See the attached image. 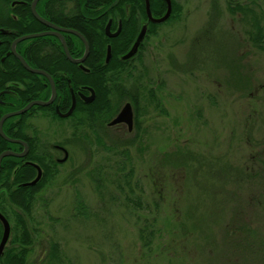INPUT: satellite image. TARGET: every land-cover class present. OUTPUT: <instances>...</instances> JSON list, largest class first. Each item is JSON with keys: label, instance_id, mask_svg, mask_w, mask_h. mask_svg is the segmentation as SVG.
Returning a JSON list of instances; mask_svg holds the SVG:
<instances>
[{"label": "rangeland", "instance_id": "rangeland-1", "mask_svg": "<svg viewBox=\"0 0 264 264\" xmlns=\"http://www.w3.org/2000/svg\"><path fill=\"white\" fill-rule=\"evenodd\" d=\"M178 2L175 30L114 82L147 95L139 128L100 147L68 137L33 203L30 264L52 240L65 264H264V49L230 0Z\"/></svg>", "mask_w": 264, "mask_h": 264}, {"label": "flooded vegetation", "instance_id": "flooded-vegetation-1", "mask_svg": "<svg viewBox=\"0 0 264 264\" xmlns=\"http://www.w3.org/2000/svg\"><path fill=\"white\" fill-rule=\"evenodd\" d=\"M178 1L31 0V33L28 34L45 35L21 42L16 49L31 69L42 73L31 71L28 72L31 76L23 74L24 79L12 80L5 85L2 82L5 58L2 60L0 119L30 103L51 100L53 87L47 75L54 81L56 96L50 105H33L25 114L4 123L5 134L18 142H8L1 136L6 142L1 144L4 148L1 154L10 151L17 155L5 157L0 168V215L5 216L10 225V236L0 256V264L19 262V255L24 253L16 233L18 220L21 218L29 227L31 211L25 212L24 205L31 208L30 202L36 192L42 191L69 161L74 142L69 140V136L79 139L80 148L87 139L100 147L104 146L105 139L126 141L139 128V107L147 95L114 82L123 78L133 79L138 65L145 63L147 49L158 47L163 40L164 28L175 30L182 15ZM15 2L13 6L14 3L25 4V1ZM165 16V21H159ZM12 19L19 24L18 15H12ZM0 29L7 31L6 35L1 34L12 39L11 46L24 36L14 34L9 27ZM143 31L145 34L137 53L125 58ZM2 42L0 40V45ZM10 56L23 67L18 57ZM10 56H7L9 60ZM85 80L107 82L103 84L108 88L97 91L91 84H84ZM149 97L156 100L158 94L151 93ZM95 101L98 104L94 106ZM127 104H131L133 109L132 130L125 123L111 125ZM71 109L72 113L63 117ZM104 148L112 150L114 147ZM6 158L9 160L4 163ZM40 174L38 183L31 185ZM45 177L51 179L42 189ZM4 230L5 225L0 218V246ZM30 257L31 252L29 263Z\"/></svg>", "mask_w": 264, "mask_h": 264}, {"label": "trees", "instance_id": "trees-1", "mask_svg": "<svg viewBox=\"0 0 264 264\" xmlns=\"http://www.w3.org/2000/svg\"><path fill=\"white\" fill-rule=\"evenodd\" d=\"M15 1H25V4H16L12 5ZM249 2L245 3V0H230V11L235 15L236 13H239L242 15V18H247L249 21H254V28L255 32L250 33L251 41L255 46H257L259 49H264V8H261L259 12V17H257V13L254 11V4H256L257 0H248ZM264 1V0H262ZM27 2V5H26ZM29 3V4H28ZM30 3L31 0H0V27H6L11 28L14 31V34L16 35H27L28 33H31V10H30ZM18 15L20 20L18 21L19 24L12 19V15ZM0 40H2V44L0 45V65L2 66V60L5 58L4 66L3 68V84L6 85L9 81L12 80H18V79H24L25 76H31L28 71H26L23 67H21L20 63L17 62V60L10 55V46L12 39H8V37L2 36L0 33ZM10 59L9 60V57ZM24 74V75H23ZM107 83V82H103ZM102 82H94V81H88L85 80L84 84H91L93 87L96 88L97 91H99L101 88H106ZM103 84V85H102ZM108 88V87H107ZM98 104L97 101L93 103L95 106ZM137 108V106H136ZM1 117V113H0ZM2 143H6L2 140L0 135V154L1 151L4 150V148L1 147ZM9 159H5L3 162L5 163ZM125 170H127L126 164L125 167L122 166L121 169L118 168V171L120 173H123ZM124 174V173H123ZM127 175L134 176V170L133 167H130L129 173ZM51 179L48 177H45L42 182V189L48 184L49 180ZM48 180V181H47ZM39 192H36L35 197L33 198V201H31V208L28 205L25 206V212H30L32 214L33 209V203H35V198ZM82 209V206L80 207ZM79 209L78 211H80ZM81 212V211H80ZM17 235H19L18 242L24 249V253H21L19 262H16L14 264H30L28 262V255L29 253L33 252L34 250V238L29 230V227L25 222L20 218L18 220V226H17ZM147 236V235H146ZM144 238L143 233H141V239ZM145 245H148V242L143 241ZM150 242V240H149ZM50 246L44 257L42 258V261L38 264H65L67 261L65 255L63 254L62 247L60 243L57 241H50Z\"/></svg>", "mask_w": 264, "mask_h": 264}, {"label": "water", "instance_id": "water-1", "mask_svg": "<svg viewBox=\"0 0 264 264\" xmlns=\"http://www.w3.org/2000/svg\"><path fill=\"white\" fill-rule=\"evenodd\" d=\"M39 0H36V2H38ZM36 2L33 3V9L35 10V4ZM15 3H20V2H15ZM14 3V5H15ZM37 15V13H35ZM168 15V14H167ZM167 19V16H165L164 18H162L161 20L159 21H165ZM0 33L2 34H7V31L5 32V30L3 29H0ZM144 34L145 32L143 31L140 35V38L139 40L137 41V43L135 44V46L133 47V49L130 51V53H128L126 55L125 58H129L133 55H135L137 53V50H138V47H139V44L140 42L142 41L143 37H144ZM45 34H35V35H30V34H27V35H24V36H21L19 37L18 39H16L13 43H12V46H11V50H10V54H13L15 57H18V59L21 61L23 67H25L28 72H36V73H42L40 71H36V70H33L31 69V66L27 63V61L25 60V58L23 56H21L18 52H17V45L21 42H24V41H27V40H30L31 38L33 37H38V36H43ZM50 80H51V83H52V87H53V98L51 100H49L48 102H41L40 101H37V102H33V103H30L29 105H27L25 108H23L22 110L20 111H17V112H12V113H8V114H5L1 119H0V135L8 142H12V143H17L18 141L17 140H14V139H11L9 136H7L5 134V132L3 131L4 130V123L6 122V120L12 118V117H15V116H19V115H23L25 114L26 112H28L30 110V107H32L33 105H42V106H48L50 105L52 102H53V99L54 97L56 96V88H55V84H54V81L52 79L51 76L47 75ZM71 88V92H73V88H72V85L70 86ZM94 98V95L92 96L91 100ZM74 108V106H72V109ZM72 109L65 115H63V117H66V116H69L71 113H72ZM133 113V109H132V106L131 104H127L125 105V107L122 109V111L120 112V114L116 117V119L112 122L111 125H115V124H119V123H125V124H128L129 125V128L130 130L133 129V119H134V115L132 114ZM17 154L13 153V152H10V151H7V152H4L0 155V168H1V163H2V160L7 157V156H16ZM19 156V155H18ZM66 161V159H64ZM63 160V161H64ZM41 178V174L39 175V177L31 183V185H35L36 183H38V181L40 180ZM0 218L2 219V221L4 222V225H5V230H4V237H3V240H2V243H1V246H0V256L3 254V250H4V247L6 246V243L9 239V236H10V225H8V221L5 219V216L3 217L2 215H0Z\"/></svg>", "mask_w": 264, "mask_h": 264}]
</instances>
